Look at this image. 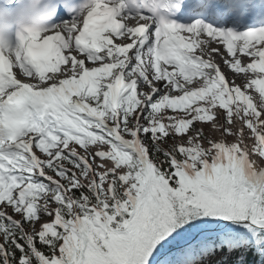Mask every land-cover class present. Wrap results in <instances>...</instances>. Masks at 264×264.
Listing matches in <instances>:
<instances>
[{"label": "snow or ice", "instance_id": "1", "mask_svg": "<svg viewBox=\"0 0 264 264\" xmlns=\"http://www.w3.org/2000/svg\"><path fill=\"white\" fill-rule=\"evenodd\" d=\"M253 156L264 2L0 5V264H264Z\"/></svg>", "mask_w": 264, "mask_h": 264}, {"label": "rangeland", "instance_id": "2", "mask_svg": "<svg viewBox=\"0 0 264 264\" xmlns=\"http://www.w3.org/2000/svg\"><path fill=\"white\" fill-rule=\"evenodd\" d=\"M221 50L223 51V48H221ZM222 67V71H224L226 73V75H228L230 78H233V73L224 65L221 66ZM239 76V75H236ZM235 76V78H237ZM235 83L237 85H243L245 83V79L242 83H238L237 81H235ZM197 128H203L204 132L206 135L210 136L213 140H220L221 138L225 139L228 142H234L236 140V137L234 136H224L222 137L221 131H214L211 127V123L209 124H200L198 123L196 125ZM241 127L240 123H236L232 126V131L236 132L238 131V129ZM244 135H246V142L248 144H251L252 141L251 140H247V137L249 136V131L247 129H245ZM169 143H172V141H170ZM205 146H207V144H205ZM252 160L256 163H258L261 167H264V164L261 163V158H259L258 156H253Z\"/></svg>", "mask_w": 264, "mask_h": 264}, {"label": "bare ground", "instance_id": "3", "mask_svg": "<svg viewBox=\"0 0 264 264\" xmlns=\"http://www.w3.org/2000/svg\"><path fill=\"white\" fill-rule=\"evenodd\" d=\"M214 59H215V61H216L217 63H220L221 66H224V64H223V62L220 60V57H219V56H215ZM221 69H222V67H221ZM227 77H228L229 79H232V78H230L228 75H227ZM236 77H237V78H235V81H237L238 83H242V82L244 81V77H243L242 74H240L239 76H236ZM244 136H245V138H246V135H244ZM259 168H261V167H259Z\"/></svg>", "mask_w": 264, "mask_h": 264}, {"label": "trees", "instance_id": "4", "mask_svg": "<svg viewBox=\"0 0 264 264\" xmlns=\"http://www.w3.org/2000/svg\"><path fill=\"white\" fill-rule=\"evenodd\" d=\"M170 142V141H169ZM246 259H248L249 261H258L259 260V257L257 256H253L251 253H249L246 257Z\"/></svg>", "mask_w": 264, "mask_h": 264}]
</instances>
